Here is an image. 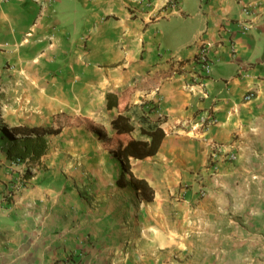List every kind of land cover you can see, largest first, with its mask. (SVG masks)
I'll return each instance as SVG.
<instances>
[{
    "label": "crops",
    "instance_id": "1",
    "mask_svg": "<svg viewBox=\"0 0 264 264\" xmlns=\"http://www.w3.org/2000/svg\"><path fill=\"white\" fill-rule=\"evenodd\" d=\"M0 83V264H264V0H0ZM121 110L135 138L165 131L132 158L152 200L112 150ZM208 111L218 122L193 131ZM58 114L70 124L24 178L2 133Z\"/></svg>",
    "mask_w": 264,
    "mask_h": 264
},
{
    "label": "trees",
    "instance_id": "2",
    "mask_svg": "<svg viewBox=\"0 0 264 264\" xmlns=\"http://www.w3.org/2000/svg\"><path fill=\"white\" fill-rule=\"evenodd\" d=\"M107 100L109 108L120 107L123 102L119 95L112 92L107 94ZM66 117L65 114L56 115L51 127L13 126L7 132L2 133V138L11 139L7 146L4 140L2 146L8 156L16 161L26 162L24 178L28 179L33 176L36 165L40 163L41 157L47 153L49 149L47 134L60 132L65 125L70 124ZM112 126L115 135L110 138V144L115 155L122 160V175L129 174L132 182L144 192V197L152 200L154 194L147 192V188L150 187L148 182L134 175L132 171V158L143 159L156 154L165 137V131L160 125L154 127L141 126V134L145 138H135L132 135L136 128L132 122V116L122 110L112 119ZM93 127L102 137L107 136V131L102 125L95 124ZM13 133H23L24 135L17 138L12 135ZM151 193L154 191L151 190Z\"/></svg>",
    "mask_w": 264,
    "mask_h": 264
},
{
    "label": "built area",
    "instance_id": "3",
    "mask_svg": "<svg viewBox=\"0 0 264 264\" xmlns=\"http://www.w3.org/2000/svg\"><path fill=\"white\" fill-rule=\"evenodd\" d=\"M167 3L172 6L176 7L179 5V0H167ZM254 10V5L252 3H248L243 11L246 15L250 16L252 15V11ZM255 21L251 19V21L247 24L244 23V21H239L238 26L242 27L243 30H249L253 25ZM230 46L234 49L235 44L233 40H230ZM213 45L209 41H203L202 46L200 47V50L196 54L194 61L195 63L200 66V69L202 70L203 74L206 76H209L212 72V67L214 64V58L211 56L210 51L212 49ZM202 74V75H203ZM203 83V81H202ZM205 96H207V93H204ZM256 96V93L254 91H249L245 95L246 100H250ZM218 122L217 115L214 111H208L206 114L201 115L200 118L196 120L195 123H193L191 129L193 131L197 132H205L210 128L211 125L215 124ZM214 147L216 149H221L223 150L222 145L215 144ZM234 158V155H231V159ZM20 163V161H16V163ZM25 187V182L20 181L17 182L13 185L12 189L10 190V194L16 192L17 190H20L21 188ZM202 194H205V191H202Z\"/></svg>",
    "mask_w": 264,
    "mask_h": 264
},
{
    "label": "rangeland",
    "instance_id": "4",
    "mask_svg": "<svg viewBox=\"0 0 264 264\" xmlns=\"http://www.w3.org/2000/svg\"><path fill=\"white\" fill-rule=\"evenodd\" d=\"M6 93H7L6 87L2 83H0V114L2 113L3 106L5 103V100L3 98L4 95H6Z\"/></svg>",
    "mask_w": 264,
    "mask_h": 264
}]
</instances>
